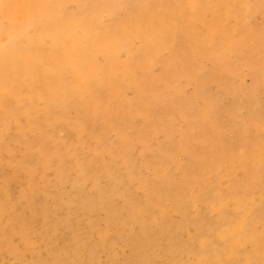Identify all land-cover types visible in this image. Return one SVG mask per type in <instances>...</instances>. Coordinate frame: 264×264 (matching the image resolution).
I'll use <instances>...</instances> for the list:
<instances>
[{
  "label": "bare ground",
  "instance_id": "1",
  "mask_svg": "<svg viewBox=\"0 0 264 264\" xmlns=\"http://www.w3.org/2000/svg\"><path fill=\"white\" fill-rule=\"evenodd\" d=\"M166 1L0 0V36L6 30L17 36L0 42V107L3 106L4 112L18 121L16 127L20 129L22 122L12 110L20 99L24 102L26 96L29 111L40 109L45 113L44 118H33L29 125L42 131L52 127L48 115L54 108L66 106L75 93L83 97L94 91L96 101H102L107 109L106 114L112 111L115 115V130L124 142L119 148L110 150L114 159L122 162L110 167L111 170L107 171L108 183L105 186L96 184L91 194H86L81 187L89 177L92 178L91 174L83 175L87 169L79 167L71 173L70 180H67L64 171L59 172L62 187L71 185L72 190L64 192L62 188L58 198H52L47 190L42 189L45 198L40 205H36L38 190L30 187L23 196V207H15L13 199L5 201L6 207H0L2 253L30 257L29 254L37 250L32 237L38 234L46 242L48 255L54 264H102L99 260L102 252L107 253L110 261L118 260L120 264H264V168L255 166L264 165V143L258 142L264 136L253 123L256 117H264V96H259L257 92L258 85H264V65L252 64L256 51H260L264 42V0H218L215 3L210 0H168L172 5L170 8L165 6ZM251 1L254 2L252 9L246 13ZM142 6L149 15H153L152 18L163 20L164 24L159 25L162 26L160 32L174 29V45L167 37L159 39L155 27L144 28L140 47H133L130 31L147 24V20L139 17ZM202 10L209 11L211 17L221 23L232 18L230 31L235 38L228 40L226 37L212 52L209 48L196 51L205 47L209 40L206 32L195 33L192 30L194 19ZM104 13L113 15L115 19H101ZM257 15L262 20L260 28L246 25L247 20L257 18ZM16 20L28 21L34 34L27 35ZM246 38H251L252 43L248 44ZM162 45L164 48L173 47L172 57L181 58L185 66L179 72L165 67V79L172 80L176 76L194 78L202 71L199 63L201 56L210 57L216 63V75L213 72L210 79H204L194 97L176 98L175 103L182 107L179 118L183 122V130L177 138L174 137L176 113L162 103L165 90L152 97L151 101L146 97V89L140 88L133 99H125L124 108H118L123 98L122 89H117L124 85L122 77L134 75L129 69L125 72L123 63V72L116 73L121 59L119 53L126 50L125 60L131 63L142 56H158ZM22 54L25 56L16 60ZM99 54L102 60L97 61ZM242 66H247L250 72L253 70L254 83L251 87L245 90L238 87L236 97L229 104L221 101V92L207 94L205 87L217 78L223 80L226 90L230 89L236 83ZM90 69L95 70L85 79L86 82L83 85L76 83L75 79ZM45 72L48 79L40 76ZM15 75H20L18 85L36 78V85L42 87L22 95L15 85L7 84V77L14 79ZM102 90L106 93L104 97L100 95ZM42 92L48 96L44 106L37 108L35 100L42 96ZM143 105L150 112L141 124H135L130 109ZM241 107L243 109L239 113ZM80 108L76 106L75 110L79 112ZM90 112L97 120L98 112L94 108ZM187 112H191L190 117L185 116ZM206 119H209V129L205 130L202 120ZM192 120L196 121V126L191 124ZM223 120L232 127L242 143L232 151L242 176H226L225 185L219 181L221 176L213 177L209 172L212 168L221 172L225 166L226 146L234 145V142L231 143L234 136L222 132ZM6 122L5 116L0 117L3 132ZM248 124L253 128H249ZM127 125L135 128L136 140L153 144L151 162L155 168L161 167L160 179L151 182L153 177L142 178L130 169L120 167L128 164L140 168L148 162L144 155L138 160L131 156L133 138L120 129V126ZM215 127L216 132H222L218 143L213 141L215 146L212 151L202 162L198 160L199 169L193 170L196 157L191 154L199 152L191 147L193 137L204 142ZM106 130L98 129L96 146L101 140L111 143L106 139ZM159 133L163 136L159 137ZM42 136L36 135L35 141L38 142ZM46 136L47 140H51L53 132L47 130ZM61 148L66 149L64 141L50 145L48 153L54 155ZM179 150L185 154L183 162L177 157ZM66 151L72 154L74 160L86 161L89 167L94 163L92 150L88 153L83 143ZM21 162L24 161L20 160L15 167L19 172L30 169L31 165L24 167L19 165ZM49 164L58 165L53 160ZM124 176L127 180L134 178L140 189L133 194L126 188L120 194ZM61 211L63 214L59 217ZM32 219L40 220V225L32 226ZM69 222H72L71 227L68 226L71 235H67L69 239L65 236L67 239L58 249L56 244L65 231V226H60ZM16 236L20 239L22 252H18L13 244ZM115 247H120L123 255L119 256ZM158 247L165 255L161 260H157L155 249ZM26 264L33 263L28 261Z\"/></svg>",
  "mask_w": 264,
  "mask_h": 264
},
{
  "label": "rangeland",
  "instance_id": "2",
  "mask_svg": "<svg viewBox=\"0 0 264 264\" xmlns=\"http://www.w3.org/2000/svg\"><path fill=\"white\" fill-rule=\"evenodd\" d=\"M140 1L142 2L143 0ZM210 1L211 3H215L218 0ZM210 4L208 5V7L210 6ZM253 4V1L248 3L246 13L247 11H251ZM165 6L170 8L172 5L167 0ZM140 16L143 17L144 20H147V24L144 26H139L137 27V29L130 31V42L132 43L133 47H140L142 36L145 33V30L148 28L154 29L155 27H157L159 39L163 40V38L167 37L166 39L169 40L173 45L176 43V35L175 31H173V28H170L169 32L167 33L160 32V27L162 26L159 25L161 23L164 24L162 19H159L157 17L152 18L153 15H149L147 10L143 6L139 11V17ZM164 16H168V14H165ZM101 19L105 21H112L113 19H115V17L113 15H107L104 13L101 16ZM231 22H233L232 18L228 19L226 23H221V21H217V18L213 19L209 11L202 10L200 14H197V18L194 19V27L192 28V30L195 33L206 32L209 40L206 43L205 47L196 51H201L209 48L208 50L212 52L215 50V48H217V45L220 44V42H222L226 37L228 40L235 38L233 31H230ZM246 23V25H249L253 29H257L260 28L262 20L259 18V15H257V18L253 17L250 20H247ZM16 24L21 29H24L27 35L31 36L34 34L28 21L22 22L20 20H16ZM144 28L146 29L144 30ZM4 33L5 34L3 36H0V42H4L5 38L13 39L17 37L15 36V34H11L10 30H6ZM46 33L47 31L44 32V34ZM252 41L253 40L251 38H246V42H248V44H251ZM163 48L164 46L162 45L158 56H142L131 63H127L125 60L127 57L126 50H123L119 53L121 59L119 60L120 62L118 63L116 73L119 74V71L121 73L123 72V63L125 64V72L129 69L134 72V75L131 76L129 74H126L124 78L122 77V82L124 83V85L117 89H122L121 93L123 95V98L120 100L118 108H124L126 100L133 99L136 95L137 90L140 88L146 89V97L151 101H153L152 97L159 94L162 90H165L162 103L166 108L174 109V112L176 113V118L174 119V122L176 123L174 137L177 138L179 136V133L183 130V122L179 118V111L182 110V107H179V104L175 103L176 98L178 97V99L183 100L194 97L198 86L203 83L202 81L204 79H210L213 72L216 75V71H214L216 63H214V60L210 59V57L206 58L204 56H201L199 57V63L202 71L198 73L194 78L176 76L172 80L169 78L167 79V77L165 79L163 77L166 69L173 72H179L183 71L185 69V66L184 63H182L181 58L172 57V53L174 50L173 47ZM24 56L25 55L22 54L17 57L16 60L19 58H23ZM100 56L101 54L98 55L97 61L102 60L99 59ZM254 59L255 61L252 63L253 65H264V42L260 51H256ZM14 67L15 66H13V68ZM165 67L166 69H164ZM94 70L95 69H90L82 72L78 79H75L76 83L83 85L86 82L85 79L89 76L90 73L94 72ZM40 76L45 77L46 72L41 73ZM19 77L20 75H15L14 79L7 77V84L8 86L11 84L15 85L17 92L21 93L22 95H26L28 92L34 91L36 89L39 90V88L42 87L40 85H36V78H34L31 82L18 85ZM45 78L48 79L49 77L46 76ZM253 83V70L250 72L247 66H242L240 67L239 73L236 76V83H234L230 89L226 90L223 86V80L217 78L216 80H213L210 84H208L205 87V90L207 94H213L217 91L219 93L221 92V101L225 104H229L236 97L238 87H244L245 90L246 88L251 87ZM257 92L259 96H264V85H258ZM32 94L33 92L31 93V96ZM105 94L106 93L104 90L100 91L101 97H104ZM47 96V93L43 94L42 92V96H38L35 100V106L37 108H42ZM24 100L25 101L22 102V99H20L19 104L17 106H14V110H12L13 114H16L18 120L22 122V127L20 129L16 127V123H18V121L14 117H12L10 113L4 112L3 106L0 107V117L5 116V119L7 121L5 131L3 132L2 127L0 129V207H6L7 204L5 203V201H7L9 198L14 200L15 207H23V196L30 187L38 190V193L35 197L36 205H40L42 200L45 198L41 193L42 189L47 190L49 196H51L52 198L54 196L58 198V195L62 188H64V192L72 190L71 185L62 187V184L60 183V180L58 178L59 172L64 171V173L67 174V180H70L72 178L71 173L75 172V170L79 169V167L87 169L86 171H83V175L89 176V174H91L92 177H89L86 183L81 184V187L86 194L93 193V187L96 184L105 186L108 183L107 171L111 170L110 167L114 166V163L122 162L121 160L114 159L110 150L119 148L123 145L124 142L118 132L115 130V115L112 113V111L106 114L107 109L103 105L102 101L100 103L96 101L94 97V91H89V93L85 94L83 97L75 93L70 97L69 102L66 106L54 108L48 115L52 127L44 129L42 131H39L37 126L29 125L32 123L33 118L37 120L38 116L44 118L45 113L40 109H36L33 112L29 111L27 109L28 97L26 96ZM242 101L245 102L244 99ZM196 104H199V102H197ZM76 106L81 107L79 112L75 110ZM93 108L96 112H98L97 120L95 118V114L90 112V110ZM242 109L243 107L239 109V113L242 111ZM130 111L132 112L133 122L135 124H141L144 117L147 115V113L150 112V110L145 107V105L140 106L139 108H131ZM239 113H237V116ZM190 114L191 112H187L185 113V116L190 117ZM202 121L205 124V130L209 129L207 124V121H209V119ZM221 122V128L223 130L222 132L234 136V141L231 142H234V145L226 146L224 157L225 166L221 169V172H217L214 168L210 169L209 172L213 177L221 176V179L219 181L222 182L223 185H225L227 183L226 179L228 178L226 176H231L234 178L242 176V170L239 168L238 161L232 154V151H234V147L242 146V143L240 141V138L237 137L236 132L232 130V127L229 126L225 120ZM253 123L255 124V126H257L258 130L262 134L261 136H264V117H256ZM92 124H95V126H90ZM191 124L193 126H196V121L192 120ZM248 125L249 128H253L251 124ZM103 128L107 129L106 139L111 143H108L106 140H101L96 146L95 135L98 132V129ZM120 129L126 135L133 138L134 142L133 146L131 147V156L138 160L139 156L144 155V158L148 161L146 165H140V168L138 165L128 164L120 165V167H122V169L124 170L130 169V172L142 178L147 179L149 177H153V180L151 182L160 179L159 175L161 167L155 168L154 164H152L151 162L153 160V144H143L140 141L136 140L134 134L135 128L132 126H120ZM47 130H51L53 132V138L51 140H47ZM212 131L213 133L208 135L204 142H199L194 136L192 142L190 143L191 147L199 150L198 153L191 154L196 157L195 164H192L193 170H198V160L202 162V160L206 158V155H208V153L212 151L215 146L213 141H216L218 143V137L222 132H216V127ZM39 134H42L43 136L37 142L35 141V136ZM162 136L163 134L159 133V137ZM78 140L81 142H79ZM60 141L65 142L66 149L75 148L76 146L80 147L81 143H83V146L87 148L88 153H90L92 150L91 157L94 159L93 165L89 167V164H86V161L74 160V158H72V154L67 152L65 148H61L56 154L50 155L48 153L49 146ZM258 142H260V144H263L264 137ZM230 151L231 153L229 154ZM177 157L181 162L186 159L185 154L182 150H179L177 152ZM186 157H188V155ZM20 160L24 162L19 163V165L24 167L31 165L30 169L19 172L18 168L15 167H17V163ZM50 160L55 161L58 165L56 167L52 166L51 164H49ZM252 160L257 162V160L255 159ZM7 161L8 165H6L5 167L4 165ZM255 166L264 168V165ZM102 169L105 170L103 171ZM126 188H129L133 192V194L137 189H140L137 181L134 178L127 180L126 176H124V181L120 184L119 188L120 194ZM258 196L259 195L257 194L256 197ZM118 205L119 203L116 206ZM33 206L37 207L35 205ZM123 212L127 211L124 210ZM58 214H60L58 215L59 217H62L61 214L63 213L61 211ZM37 222L39 223L37 224ZM69 223L70 224L60 226L63 228L65 226V233L62 232V236L58 240L59 243L57 242L61 246H58V244H56L57 248H62V245L65 242L64 240L67 238L69 239L67 235H71V229L68 226L71 227L72 222ZM30 224L32 226H39L40 220L37 221L35 219H32ZM258 230L262 232V230H260L259 228ZM32 238L36 242L35 246L37 250L29 254L30 257L13 256L9 253H2L0 251V264H26V262L28 261L33 264H54L55 262L51 260L48 255V247L43 238L38 234H34ZM13 244L16 245L18 252H22V245L18 236L14 238ZM120 249V247H115V251L116 253H119V256L123 255L122 249ZM155 251L158 254L157 260H159V258L161 260L165 257L162 248L160 249V247H158L157 249H155ZM102 255H107V253L102 252L101 255H99V260H102V264H120V261H110L108 255L103 257ZM103 260H108V262H104Z\"/></svg>",
  "mask_w": 264,
  "mask_h": 264
}]
</instances>
